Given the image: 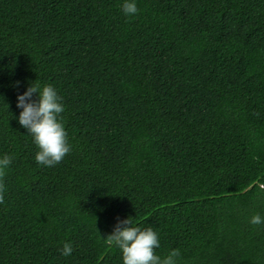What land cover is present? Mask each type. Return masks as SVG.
Wrapping results in <instances>:
<instances>
[{
  "label": "trees",
  "instance_id": "1",
  "mask_svg": "<svg viewBox=\"0 0 264 264\" xmlns=\"http://www.w3.org/2000/svg\"><path fill=\"white\" fill-rule=\"evenodd\" d=\"M134 2L0 0V264H123L129 218L177 264H264V0ZM32 84L65 108L54 167L19 123Z\"/></svg>",
  "mask_w": 264,
  "mask_h": 264
},
{
  "label": "clouds",
  "instance_id": "2",
  "mask_svg": "<svg viewBox=\"0 0 264 264\" xmlns=\"http://www.w3.org/2000/svg\"><path fill=\"white\" fill-rule=\"evenodd\" d=\"M125 15H135L138 8L134 0H125L122 5ZM38 94V100H33ZM17 107L23 109L19 116V123L33 136L39 151L35 160L37 163L54 167L70 153L67 133L63 125L61 113L65 108L60 97L51 85L43 87L32 84L23 95L18 96ZM13 161L11 155L5 154L0 158V204L4 203L5 185L2 178ZM253 225L264 223V219L257 214L250 221ZM109 246H116L122 250L123 264H177L180 256L179 249H173L167 256L161 258L154 249L160 247L158 233L151 227L142 230L132 226V219L120 221L112 234L105 239ZM62 255L70 256L73 252L71 243H65Z\"/></svg>",
  "mask_w": 264,
  "mask_h": 264
}]
</instances>
